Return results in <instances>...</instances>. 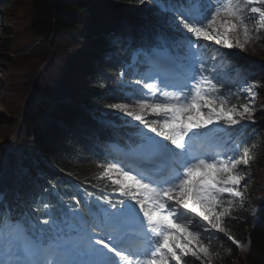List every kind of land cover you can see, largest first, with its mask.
Wrapping results in <instances>:
<instances>
[{"label":"snow or ice","instance_id":"1","mask_svg":"<svg viewBox=\"0 0 264 264\" xmlns=\"http://www.w3.org/2000/svg\"><path fill=\"white\" fill-rule=\"evenodd\" d=\"M155 6L176 35H158L147 52L151 64L135 82L147 93L121 89L123 102L108 105L155 136L140 132L125 167L97 164L96 178L123 199L96 197L85 204L87 216L62 210L57 219L40 195L49 217L41 222L27 212L15 218L0 193V264H190L188 258L211 264L219 254L216 234L248 250L231 235L230 222L247 188L241 166L248 168L258 146L248 142L245 122L255 123L260 84L246 75L234 84L225 58L201 40L226 49L264 42V0H155Z\"/></svg>","mask_w":264,"mask_h":264},{"label":"trees","instance_id":"2","mask_svg":"<svg viewBox=\"0 0 264 264\" xmlns=\"http://www.w3.org/2000/svg\"><path fill=\"white\" fill-rule=\"evenodd\" d=\"M24 1L29 2L34 15L29 25L32 40L26 49L37 39L40 42L27 53L7 58L12 64L7 86L19 95L28 90L31 105L23 119L0 113V137H17L13 149L0 141V193L6 194L15 218L20 219L27 212L42 222L49 217L39 202L40 195L55 218L61 219L62 210L86 209L87 192L95 198L114 192L109 181L96 178L100 171L97 164L110 162L108 140L133 143L137 138L136 126L125 124L120 113L104 114L100 108L121 102L118 99L121 89H141L135 83L139 77L131 64L139 45L159 44L158 35L171 38L176 34L107 7L113 0ZM118 1L125 6L136 4L153 13L158 11L155 0ZM1 2L8 9L13 7L14 0ZM81 28L90 43L105 47V54L90 52L83 41L69 34ZM15 40H7L3 45L6 50L12 51ZM205 44L210 49L209 43ZM225 53L221 51L223 57ZM224 58V69L234 84L244 75L250 82L264 84V56L259 58L263 62L261 66L228 55ZM86 61H93L91 77L86 75ZM126 64L131 67L125 69ZM137 64L142 70L148 65L147 59L140 55ZM23 66L29 72L21 77L18 73ZM14 69L18 73L11 77ZM122 70L126 77H122ZM232 90L236 91V87ZM0 103L15 114L26 109L9 95L2 96ZM94 114L111 116L119 123L114 127ZM245 128L249 143L261 140L263 129L257 123L245 122ZM259 189L263 191L262 197L252 203L262 206L258 214L251 215L243 203L242 208L233 212L238 219L230 222L231 234L242 241L250 240L248 250L240 251L225 236L216 234L220 239L213 240V247L222 254L221 264H264V189ZM188 259L190 264H200Z\"/></svg>","mask_w":264,"mask_h":264},{"label":"rangeland","instance_id":"3","mask_svg":"<svg viewBox=\"0 0 264 264\" xmlns=\"http://www.w3.org/2000/svg\"><path fill=\"white\" fill-rule=\"evenodd\" d=\"M1 1L2 0H0V53L2 52V55L4 54V52L8 53V51L3 45L13 34H15L17 38L15 41H13L11 48L16 52H22L27 47V44L32 40V36L30 35V31H29V25L34 21L33 9L32 7H30L29 2H26L24 0H14V2L12 3L13 7L12 8L9 7L8 9H5L3 4H1L2 3ZM110 8L113 10H117L119 13L128 14L130 16L135 17L136 19L148 22L154 26L164 27L161 21V16H158L156 14L157 12L156 13L150 12L145 8H142L136 4H130L128 6H125L121 1L113 0ZM14 23H15V27H13ZM69 34L73 36L75 39L83 41L85 44H90L89 40L85 38L84 29L82 28L77 31L71 32ZM208 42H211L212 46L210 47L212 48L213 51L220 50L226 52L224 56L226 58L227 55L228 56L230 55L238 60H240L241 58L243 59L245 57H254V58L256 57L259 59L260 57L264 56V42L258 43L256 41H252L251 43L246 45L244 49H240L239 47L226 49L223 48L222 46L216 45L214 41H208ZM90 49L91 51L99 54H105L106 51L105 47L99 44L96 45L94 44V46H90ZM28 51L29 50L25 51L24 53ZM235 53L237 54L236 56L234 55ZM0 57L2 60L0 62V99L4 95H9V98L15 100L17 105L28 106L29 96H30L29 91L26 90L25 93H22L21 95L17 94L14 91L13 92L10 91L6 83L7 79H5L7 77L9 78L10 75L9 64L7 62V55L6 57L0 55ZM90 58H92V55L90 56ZM92 64H93L92 61L86 63L88 74L91 72ZM254 64H258V62L256 61ZM10 66L12 67V64H10ZM28 72L29 69L23 66L20 68L19 73L14 69L12 71L11 77H14V75L17 73L20 74L21 77H23ZM12 82L13 79L10 78L9 81L10 87ZM259 84L260 86L257 89L258 94L255 97L254 118H255V123H257L259 127L263 129V133L261 140L258 143H256L258 146L255 149H253L254 159L250 162L248 168L244 169L242 173L246 177L244 183H247V188L242 189L245 197L243 203L247 207V209H250L251 215L258 214L260 208L259 207L254 208L252 202L256 198L258 192H260L261 194L263 193V191H261L259 188L262 187L264 189V84L261 83ZM108 105H105L104 107L100 108L101 112H103L104 114L122 113L119 112L118 110L109 108ZM135 110L139 111L138 108ZM9 113L11 115H14L11 112ZM125 117L131 120L132 122L136 123L137 125H139L144 133H147L148 135H152V136L155 135L154 133H151L148 129L144 128V126L140 124L138 121H135L131 117H127L126 115ZM145 118L151 120V119H155L156 117L152 113H145ZM113 146L116 147L115 145ZM242 243L248 245L247 241ZM221 255L222 254L220 253L218 255H214L211 258V262H213V264H221V259H222Z\"/></svg>","mask_w":264,"mask_h":264}]
</instances>
